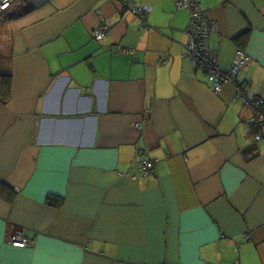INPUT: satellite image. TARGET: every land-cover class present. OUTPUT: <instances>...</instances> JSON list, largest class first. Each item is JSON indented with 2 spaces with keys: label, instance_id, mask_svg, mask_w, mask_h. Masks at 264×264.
<instances>
[{
  "label": "crops",
  "instance_id": "1",
  "mask_svg": "<svg viewBox=\"0 0 264 264\" xmlns=\"http://www.w3.org/2000/svg\"><path fill=\"white\" fill-rule=\"evenodd\" d=\"M196 1L219 67L249 55L244 96L185 56L176 0L0 12V264H264V138L248 122L264 110V0ZM17 228L32 245L8 241Z\"/></svg>",
  "mask_w": 264,
  "mask_h": 264
},
{
  "label": "built area",
  "instance_id": "2",
  "mask_svg": "<svg viewBox=\"0 0 264 264\" xmlns=\"http://www.w3.org/2000/svg\"><path fill=\"white\" fill-rule=\"evenodd\" d=\"M13 0H0V12L8 9ZM179 8H185L189 12V23L186 28L188 33V42L185 45L184 54L187 58L193 59L205 72L208 80L212 84L215 92H218L223 83L230 82L237 84L236 78L240 69L249 61V55L243 50L238 49L235 53L232 64L229 69L222 70L217 62L216 52L209 47L208 38L211 32L217 30V23L212 20L209 14L202 10L196 0H176ZM148 8L146 6L133 5L130 11L133 14L142 17ZM108 31L106 24H100L92 31V36L97 41H102ZM237 93L244 96V89L237 84ZM245 101H249L244 98ZM248 122L257 128L256 137L264 138V110L258 105L257 113L248 119ZM137 171L142 174L152 173L154 171L155 160L146 156L143 151L136 158ZM132 176H135L133 173ZM8 241L15 246L23 247L33 244V237L26 234L23 229L17 228L8 237Z\"/></svg>",
  "mask_w": 264,
  "mask_h": 264
},
{
  "label": "trees",
  "instance_id": "3",
  "mask_svg": "<svg viewBox=\"0 0 264 264\" xmlns=\"http://www.w3.org/2000/svg\"><path fill=\"white\" fill-rule=\"evenodd\" d=\"M7 82H4V84L6 85ZM0 84H2V82H0ZM9 97V94H8V88L7 87H3L1 86L0 87V100L2 101H6Z\"/></svg>",
  "mask_w": 264,
  "mask_h": 264
}]
</instances>
